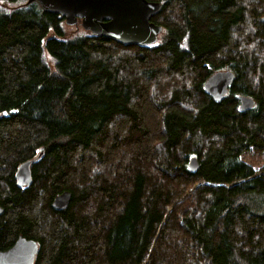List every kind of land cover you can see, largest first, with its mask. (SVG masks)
<instances>
[{
  "label": "trees",
  "instance_id": "trees-1",
  "mask_svg": "<svg viewBox=\"0 0 264 264\" xmlns=\"http://www.w3.org/2000/svg\"><path fill=\"white\" fill-rule=\"evenodd\" d=\"M20 1L0 0V250L23 236L35 264H264V169L241 159L264 153V0H148L151 46ZM225 70L217 102L204 85Z\"/></svg>",
  "mask_w": 264,
  "mask_h": 264
},
{
  "label": "water",
  "instance_id": "water-1",
  "mask_svg": "<svg viewBox=\"0 0 264 264\" xmlns=\"http://www.w3.org/2000/svg\"><path fill=\"white\" fill-rule=\"evenodd\" d=\"M37 1L41 7L52 14L64 18L68 26H77L81 20L82 28L93 35L106 38L126 46L154 45L163 31V27L153 22L161 13L162 6L148 0H28ZM235 81V74L230 70L219 71L210 76L204 89L217 102L222 101L229 93ZM239 110L245 112L255 106V101L246 96L239 97ZM44 149L35 160L42 157ZM22 163L16 180L23 189L33 183L31 166L35 161ZM200 163L197 158L189 162V170L197 171ZM72 193L63 192L53 200L57 210L66 209L71 202ZM4 212L0 206V215ZM1 235V226H0ZM39 251L36 241L20 236L8 250H0V264H35Z\"/></svg>",
  "mask_w": 264,
  "mask_h": 264
},
{
  "label": "rangeland",
  "instance_id": "rangeland-1",
  "mask_svg": "<svg viewBox=\"0 0 264 264\" xmlns=\"http://www.w3.org/2000/svg\"><path fill=\"white\" fill-rule=\"evenodd\" d=\"M26 1H28V0H21L20 3H24ZM1 5L4 6L5 3H2ZM9 6L13 7L15 5L9 4ZM73 28L76 29L74 26H73ZM79 28H82V27L80 26ZM44 57H45L46 61L50 65H52V59L47 52H45ZM67 141H68L67 138H62V139L58 140L57 143L63 144ZM241 159L245 163H247L248 165L252 166L254 168V170L258 172V175L263 173L262 170L264 169V153L258 154L256 152H254L253 150H249V151H246L242 154Z\"/></svg>",
  "mask_w": 264,
  "mask_h": 264
},
{
  "label": "flooded vegetation",
  "instance_id": "flooded-vegetation-1",
  "mask_svg": "<svg viewBox=\"0 0 264 264\" xmlns=\"http://www.w3.org/2000/svg\"><path fill=\"white\" fill-rule=\"evenodd\" d=\"M82 27V25H81V20H79V22H78V25L76 26V28H79V27ZM17 181V180H16Z\"/></svg>",
  "mask_w": 264,
  "mask_h": 264
}]
</instances>
